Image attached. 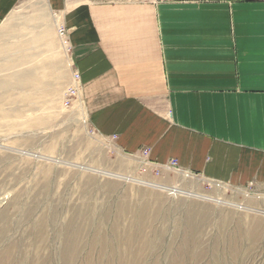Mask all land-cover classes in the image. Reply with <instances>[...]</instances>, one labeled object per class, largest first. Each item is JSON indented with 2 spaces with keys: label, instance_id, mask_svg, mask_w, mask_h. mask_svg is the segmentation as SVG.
I'll use <instances>...</instances> for the list:
<instances>
[{
  "label": "crops",
  "instance_id": "0c3cea01",
  "mask_svg": "<svg viewBox=\"0 0 264 264\" xmlns=\"http://www.w3.org/2000/svg\"><path fill=\"white\" fill-rule=\"evenodd\" d=\"M73 72L122 154L264 190V0H0V119L62 101Z\"/></svg>",
  "mask_w": 264,
  "mask_h": 264
},
{
  "label": "rangeland",
  "instance_id": "374dc122",
  "mask_svg": "<svg viewBox=\"0 0 264 264\" xmlns=\"http://www.w3.org/2000/svg\"><path fill=\"white\" fill-rule=\"evenodd\" d=\"M65 98L1 110L0 264H264V190L143 173Z\"/></svg>",
  "mask_w": 264,
  "mask_h": 264
},
{
  "label": "built area",
  "instance_id": "2783aa9c",
  "mask_svg": "<svg viewBox=\"0 0 264 264\" xmlns=\"http://www.w3.org/2000/svg\"><path fill=\"white\" fill-rule=\"evenodd\" d=\"M57 35L59 39L63 40L65 37V30L63 28H58L57 29ZM68 51V50H67ZM79 82V75L77 72H73L72 74V85L71 87L67 90L66 92V98L64 101V104L67 106V104H70L72 100H75L78 98V88L77 84ZM73 98V99H71ZM149 150L147 148L141 149L138 154L136 155H130V156H135L138 157L139 159L142 160V165L144 167L143 173H151V175L155 178L159 177L160 174L165 171H175L182 173L185 176H194L190 173L184 172L177 164L176 160H169L165 164H155L149 160Z\"/></svg>",
  "mask_w": 264,
  "mask_h": 264
},
{
  "label": "bare ground",
  "instance_id": "6f19581e",
  "mask_svg": "<svg viewBox=\"0 0 264 264\" xmlns=\"http://www.w3.org/2000/svg\"><path fill=\"white\" fill-rule=\"evenodd\" d=\"M104 172V171H103ZM103 172H100L101 174H105V173H103ZM112 175V174H111ZM114 176H116V175H114ZM116 177H119V178H121V179H125L126 181H134V182H140L139 180H135V179H133V178H131V177H122V176H116ZM140 183H142V182H140ZM144 184L145 185H147V186H150V187H152V188H156V189H162V190H167V191H169L170 192V194L172 195V196H178V195H184V196H187V197H191V198H197V199H201V200H203V199H210V198H207V197H204V196H201V195H197V194H194V193H192V192H181L180 190H178V189H175V188H166V187H163V186H160V185H157V184H154V183H147V182H144ZM217 203H222V202H218V201H216ZM240 209H242V207H239ZM243 209H245V208H243ZM142 217V216H141ZM117 225V224H116ZM118 227V226H117ZM65 228V227H64ZM98 228V227H97ZM115 228V227H114ZM138 229H139V227H138ZM140 230V229H139ZM138 231V230H137ZM141 231V230H140ZM76 232V231H75ZM89 232V231H88ZM134 233H135V231H134ZM139 233V232H138ZM138 233H136V235L138 234ZM141 233H142V231H141ZM75 235L77 234V233H74ZM126 234V233H125ZM128 234V233H127ZM136 235H135V237H136ZM71 237V236H70ZM76 237V236H75ZM133 237V236H132ZM134 237V238H135ZM71 238H73V237H71ZM70 238V239H71ZM77 239V238H76ZM129 239H130V236H129ZM162 240V239H161ZM70 241V240H69ZM130 241V240H129ZM133 241H135V240H133ZM72 242V241H71ZM98 242V241H97ZM139 242V241H138ZM77 243V242H76ZM130 243V242H129ZM187 243V242H186ZM128 244V243H127ZM67 245H70V247L72 248V249H74L75 248V243H69V244H67ZM159 245V244H158ZM187 247V246H186ZM145 248V247H144ZM9 249V248H8ZM7 249V250H8ZM80 249V248H79ZM7 250H5V251H7ZM68 250V249H67ZM137 250V249H136ZM128 251V250H127ZM69 253H70V251H69ZM80 253V252H79ZM2 254V253H1ZM72 255H69V256H73V255H76V252L74 253V250H72V253H71ZM73 257H75V256H73ZM8 258V257H7ZM13 257H11V259H12ZM76 258V257H75ZM74 258V259H75ZM4 259V258H3ZM9 259V258H8ZM10 259V260H11ZM62 260V259H61ZM65 260V259H64ZM70 260V259H69ZM136 260V259H135ZM179 261V260H178ZM62 262V261H61ZM71 262H72V260H71ZM2 264V263H1ZM6 264V263H5Z\"/></svg>",
  "mask_w": 264,
  "mask_h": 264
}]
</instances>
